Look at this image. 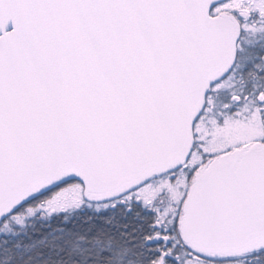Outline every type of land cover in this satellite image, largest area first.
<instances>
[{
  "label": "snow or ice",
  "instance_id": "snow-or-ice-1",
  "mask_svg": "<svg viewBox=\"0 0 264 264\" xmlns=\"http://www.w3.org/2000/svg\"><path fill=\"white\" fill-rule=\"evenodd\" d=\"M0 264H264V0H0Z\"/></svg>",
  "mask_w": 264,
  "mask_h": 264
}]
</instances>
